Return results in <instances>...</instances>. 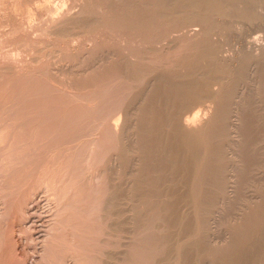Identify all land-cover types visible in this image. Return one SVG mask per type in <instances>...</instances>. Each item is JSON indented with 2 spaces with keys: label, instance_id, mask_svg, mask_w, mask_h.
I'll list each match as a JSON object with an SVG mask.
<instances>
[{
  "label": "rangeland",
  "instance_id": "1",
  "mask_svg": "<svg viewBox=\"0 0 264 264\" xmlns=\"http://www.w3.org/2000/svg\"><path fill=\"white\" fill-rule=\"evenodd\" d=\"M263 47L264 0H0V264H264Z\"/></svg>",
  "mask_w": 264,
  "mask_h": 264
},
{
  "label": "bare ground",
  "instance_id": "2",
  "mask_svg": "<svg viewBox=\"0 0 264 264\" xmlns=\"http://www.w3.org/2000/svg\"><path fill=\"white\" fill-rule=\"evenodd\" d=\"M64 2H65V1H64ZM54 5H55V4H54ZM45 6H46V5H45ZM60 6H61V5H60ZM57 11H58V10H57ZM227 14H228V12H225V13L222 14V16H226ZM68 16H69V15H68ZM68 16H67V17H68ZM52 19H53V18H52ZM209 21H210V20H209ZM3 25H4V24H3ZM179 25H180V24H179ZM179 25H178V26H179ZM213 27H214V26H213ZM213 27H212V28H213ZM172 28H173V27H172ZM112 29H113V28H112ZM163 29H164V28H163ZM173 31H174V30H173ZM218 31H219V30H218ZM115 32H116V31H115ZM118 32H119V31H118ZM196 34H198V32H196L195 35H196ZM182 35H184V33H183ZM182 35H180V36H182ZM100 36H101V35H100ZM153 37H154V36H153ZM177 37H178V35H177ZM189 37H190V36H189ZM178 38H179V37H178ZM186 40H187V38H186ZM213 40H214V39H213ZM184 43H185V42H184ZM196 43H197V42H196ZM103 44H104V43H103ZM194 45H195V44H194ZM209 45H210V44H209ZM212 45H213V44H212ZM103 46H104V45H103ZM190 46H191V45H190ZM191 47H192V46H191ZM193 47H194V46H193ZM104 48H105V46L103 47V49H104ZM176 48H177V47H176ZM176 48H175V49H176ZM178 48H179V47H178ZM210 48H211V47H210ZM103 49H102V50H103ZM217 49H218V48H217ZM241 49H242V48H241ZM241 49H240V50H241ZM188 50H189V48H188ZM262 50L264 51V47L262 48ZM171 51H172V50H171ZM183 51H184V50H183ZM255 52H256V51H255ZM214 54H215V53H213V55H214ZM208 55H210V53H208ZM208 55H207V56H208ZM203 56H204V54H203ZM210 56H212V54H211ZM200 58H201V56H200ZM213 58H214V57H213ZM218 58H219V57H218ZM198 59H199V58H198ZM207 59H208V58H207ZM207 59H206V60H207ZM216 59H217V56H216ZM221 59H222V58H221ZM195 60H196V59H195ZM204 60H205V59H204ZM212 60H213V59H212ZM195 62H196V61H195ZM224 62H225V61H224ZM222 63H223V62H222ZM196 65H197V64H196ZM198 65H199V64H198ZM211 65H212V64H211ZM211 65H210V66H211ZM218 65H220V62H219ZM193 67H194V66H193ZM212 67H214V66H212ZM218 67H219V66H218ZM190 68H191V67H190ZM193 69H194V68H193ZM193 69H192V70H193ZM177 71H178V70H177ZM212 71H213V70H212ZM185 72H186V71H185ZM189 72H190V71H189ZM196 74H197V73H196ZM199 74H200V73H198V75H199ZM183 75H184V74H183ZM183 75H182V76H183ZM198 75H197V76H198ZM177 76H178V75H177ZM180 76H181V75H180ZM204 76H205V75H204ZM211 76H212V75H211ZM195 77H196V76H195ZM212 77H213V76H212ZM217 78H218V79L215 80L216 82H215L214 84H211V85H210V91H211L210 94H211V96H213V97H214V96H217V94L219 93V91H218L216 88H214V85H215V84H218V83L221 82V80H222L221 77H217ZM176 80H177V78H176ZM201 80H202V79H201ZM199 81H200V80H199ZM200 84H201V83H200ZM194 85H197V84H194ZM198 85H199V83H198ZM196 87H197V86H196ZM197 88H198V87H197ZM191 89H192V88H191ZM202 94H203V92H202ZM200 95H201V94H200ZM244 95H245V90H243V88H242V89L239 88V90L236 91V92L232 95V98H233V100H232V104H233V105H236V106H237V105L240 106L241 100L243 99V96H244ZM198 96H199V94H198ZM217 100H218V99H217ZM141 102H142V101H141ZM211 102H212V101H211ZM139 103H140V102H139ZM214 103H215V102H214ZM207 104H208V103H207ZM139 105H140V104H139ZM141 105H142V104H141ZM124 106H125V105H124ZM202 108H203V107H202ZM209 108H210V107H209ZM205 109H206V108H205ZM201 110H202V109H201ZM179 114H180V113H179ZM200 114H201V112H200ZM178 117H179V116H178ZM180 117H182V118L176 120V121L179 122V124H180V123H181V125H182V124H183V125H184V124H190V125L193 126V128H192V126H191L192 130L195 129V131H196V130L198 131V130H200L201 128L203 129V127H205L206 122H207V121L201 119V116H200V115H196V116L194 115L191 119L188 120V122H186V121H187L186 119H185L186 121H184V119H183L184 116H180ZM180 117H179V118H180ZM212 117H213V116H212ZM212 117H211V118H212ZM174 118H175V117H174ZM189 118H190V117H189ZM175 119H176V118H175ZM224 121H225V120H224ZM172 122H173V121H172ZM122 124H123V123H122ZM124 124H125V123H124ZM124 124H123V125H124ZM125 125H126V124H125ZM236 125H237V124H236ZM236 125H235V126H236ZM186 126H188V125H186ZM226 126H227V125H226ZM125 127H126V126H125ZM184 127H185V126H183L182 128L185 129V130H187V129L189 130V129H190V128H187V127L184 128ZM188 127H189V126H188ZM206 127H207V126H206ZM237 127H238V126H237ZM186 128H187V129H186ZM210 128H211V127H210ZM221 128H222V127H221ZM125 129H126V128H125ZM192 130H191V131H192ZM191 131H190V132H191ZM227 131H228V129H227ZM198 132H199V131H198ZM121 134H122V133H121ZM228 134H229V133H228ZM197 136H198V135H197ZM204 139H205V138H204ZM228 140H230V139H229V135L226 136V140H225V143H226V144L228 143ZM198 141H199V140H198ZM198 141H197V142H198ZM130 144H131V143H130ZM199 144H200V143H199ZM201 144H202V143H201ZM225 146H226V145H225ZM228 146H230L229 143H228ZM106 149H107V148H106ZM124 157H125V156H124ZM134 158H135V157H134ZM134 160H136V158H135ZM134 160H133V162L135 163ZM127 161H128V160H127ZM130 161H131V160H130ZM129 163H130V162H129ZM134 163H133V164H134ZM233 165H234V164H233ZM127 166H129V165H128V162H127ZM234 166H235V165H234ZM231 167H232V170H233L234 167H233L232 165H231ZM231 167H230V169H227V168H229V167H227V168H226V169H227L226 172L228 171V173H230L229 170L231 171ZM222 168L224 169V167H222ZM234 169H235V168H234ZM222 171H223V170H222ZM234 171H236V170H234ZM112 172H113V171H112ZM109 173H110V172H109ZM224 174H225V171H224ZM226 176H227V174H226ZM228 176H229V175H228ZM229 178H230V177H229ZM218 179H219V178H218ZM230 179H231V178H230ZM230 179H229V181H230ZM227 180H228V178H227ZM227 180H226V181H227ZM229 181H227V183H228ZM230 183H231V182H230ZM231 184H233V182H232ZM227 185H228V186H232V185H230V184H227ZM137 190H138V189H137ZM142 190H143V189H142ZM140 192H141V191H140ZM141 195H142V194H141ZM162 195H163V194H162ZM133 196H134V195H133ZM230 196H231V195H230ZM255 196H256V195H255ZM129 197H130V196H129ZM134 197H135V196H134ZM132 198H133V197H132ZM228 198H230V197L228 196ZM231 198H232V197H231ZM114 199H115V198H114ZM222 199H223V198H222ZM225 199H226V196L224 197V200H225ZM126 200H127V199H126ZM77 257H78V256H77ZM40 259H42V258H40Z\"/></svg>",
  "mask_w": 264,
  "mask_h": 264
}]
</instances>
